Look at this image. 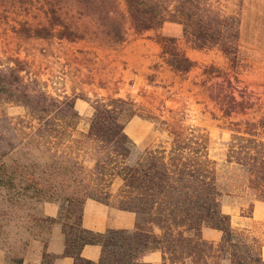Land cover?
I'll return each instance as SVG.
<instances>
[{"label": "trees", "instance_id": "16d2710c", "mask_svg": "<svg viewBox=\"0 0 264 264\" xmlns=\"http://www.w3.org/2000/svg\"><path fill=\"white\" fill-rule=\"evenodd\" d=\"M124 2L136 33L159 29L166 22L179 23L192 47L219 48L233 66L238 65L240 20L222 14L209 0ZM22 30L39 37L53 35L50 26ZM66 36L76 39L78 35L66 27L60 37ZM156 40L174 70L193 69L195 61L180 47L177 36L158 33ZM12 60L14 64H0V103L25 106L30 132L16 142L0 134V189L28 225L32 237L25 245L62 224L65 251H49L48 240L43 239L42 264H57L64 256L74 257V264H154L142 259L154 250L163 253L160 264H264L263 240L249 227L235 225L223 209L226 193L219 183L220 162L212 156L209 130L200 125L177 128L163 120L168 123V139L150 144L132 161L136 142L126 125L141 115L134 99H98L89 126L81 128L80 113H65L74 109L73 98L51 95L37 77L27 76L25 59ZM233 125L226 162L245 172L243 187L254 197L252 215L256 201L264 202V113ZM79 148L93 151L89 169L85 160H74L73 152ZM116 180L121 184L114 192ZM89 198L115 201L120 208L134 211L135 228L105 232L86 228L83 216ZM46 202L60 204L58 216L44 213ZM207 227L222 231L218 243L204 236ZM87 244L102 246L99 261L82 255ZM6 264H25V258L10 256Z\"/></svg>", "mask_w": 264, "mask_h": 264}, {"label": "rangeland", "instance_id": "374dc122", "mask_svg": "<svg viewBox=\"0 0 264 264\" xmlns=\"http://www.w3.org/2000/svg\"><path fill=\"white\" fill-rule=\"evenodd\" d=\"M209 2L222 14H233L240 20L238 65L233 66L219 48L192 47L184 36L182 24L165 23L155 29L156 34L177 36L185 52L193 48L194 51L187 55L195 61V66L187 73L175 74L164 69L163 77L172 83L169 86L161 83L162 94L140 88L138 94L142 100L136 105L142 119L152 120L156 129L165 127L166 130H157V141L169 136L168 123L163 120L177 128L200 125L209 130L211 153L220 162V185L226 193L223 205L232 209L234 214L240 206L242 220L235 225L249 227L264 242V202L256 201L254 211L249 215L254 197L247 191L240 192L245 183V172L226 162L233 123L264 113V0ZM43 26H50L53 35L39 37L27 35L22 30ZM66 27L76 31V39L60 37V31ZM132 36L124 0H0V64H14L12 59L16 57L25 59L27 76L37 77L41 86L55 97L73 98L74 109L65 113H80L81 128L89 126L98 99L116 96L134 99L129 94L107 95L99 90V85L114 80L117 92H121L127 80L123 76L111 79L119 67L109 60L108 52L100 48L120 46L117 44L123 37L126 40ZM208 68L214 70L208 73ZM156 78L160 80L162 77L150 73L151 82ZM78 104L85 113H81ZM88 110L93 113H86ZM28 113L23 105L1 102L0 134L15 142L24 137L30 132ZM142 150L136 145L132 161ZM84 153L80 148L74 151V160H85L89 169L93 164V151ZM120 184V180L114 182V192ZM7 198V192L0 189V264L3 260L6 264L10 256L20 254L23 245L26 246L25 241L32 237L28 225L16 215V206Z\"/></svg>", "mask_w": 264, "mask_h": 264}, {"label": "crops", "instance_id": "0c3cea01", "mask_svg": "<svg viewBox=\"0 0 264 264\" xmlns=\"http://www.w3.org/2000/svg\"><path fill=\"white\" fill-rule=\"evenodd\" d=\"M169 23V22H166ZM175 23V22H170ZM131 24V23H130ZM179 24V23H176ZM132 28V27H131ZM133 30L134 36L128 37L126 40L119 41L117 47H101L103 52H108L110 61H114L118 65L117 78L123 76L126 86L121 92H117V87L114 80L108 81L106 84L99 85L101 94H129L134 98L137 104L141 102L140 94L138 90L142 87L146 90L154 91L156 93H163V87L161 83L169 86L172 81L167 77H163L164 69L172 70L173 73H180L174 70L167 61L166 55L163 53L161 44L156 40V30L150 29L142 34H138ZM122 43V44H121ZM193 48L187 50L186 53H192ZM125 65L127 67L125 68ZM160 74L162 77L160 80L155 79L150 81L149 75ZM160 82V83H159ZM173 87V86H172ZM79 103V102H78ZM80 106L81 113H85ZM86 113H93L88 110ZM141 115L134 116L132 120L126 126V131L134 139L136 145L139 148L145 149L150 144L157 141L159 138L156 127L151 121H146L140 117ZM155 123V122H154ZM160 131V129H159ZM162 133V132H161ZM219 183L221 181L220 169L218 171ZM240 192L243 194L246 192L242 187ZM223 209L226 212L232 214L234 224H238L242 220V214L240 212L241 207H237L238 211L234 214L232 209L226 208L225 204ZM60 207L56 202L44 203V213L50 216H58ZM137 215L134 211L120 208L115 201L111 203H104L94 198H89L86 201L84 207L83 224L86 228L99 232H105L111 228H127L133 229L136 226ZM222 231L216 228L207 227L204 229V236L216 243L222 238ZM43 239L48 240V250L63 254L65 251V234L62 224H55L50 232H46L40 238H34L26 246L23 245L20 250V254L25 258V264H42L43 250L45 248V242ZM82 255L95 262L99 261L102 255V246L100 244H87L82 251ZM144 261L154 264H160L163 260V253L161 250L149 251L144 254ZM5 260H3L4 264ZM228 264L229 261H226ZM75 258L72 256H64L57 260V264H74Z\"/></svg>", "mask_w": 264, "mask_h": 264}]
</instances>
